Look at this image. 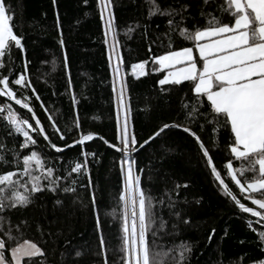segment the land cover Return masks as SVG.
Wrapping results in <instances>:
<instances>
[{
    "label": "trees",
    "instance_id": "1",
    "mask_svg": "<svg viewBox=\"0 0 264 264\" xmlns=\"http://www.w3.org/2000/svg\"><path fill=\"white\" fill-rule=\"evenodd\" d=\"M3 2L8 14L14 17L11 24L15 34L22 38L25 51L20 52L12 46L11 60L7 53L3 58L5 66L0 69V78H17L24 71L25 61L28 62L27 75L36 95L32 94V89L25 90L11 84L10 87L17 97H29L30 105L51 141L64 151L56 153L42 137L37 138L35 150L46 158L47 166L57 169L55 174L62 177L59 181L61 190L55 195L48 191L38 193L30 205L0 213L3 218L0 219V238L7 242L5 233L11 229L16 240L8 242L9 246L24 239L35 242L45 256L33 258V264H40L41 260L44 264H105V255L100 249L102 234L108 249L107 264H122V253L118 251L123 208L119 201L123 188L122 155L104 143V140L117 143L116 94L113 93L112 68L109 67L114 41L108 36L105 44L104 22L100 19L96 0H87V3L85 0ZM156 3L162 9L188 5L183 13L187 17L184 26L191 30L194 26L203 28L206 25L207 13L222 17L220 7L224 0H209L208 5H204L203 0H156ZM112 4L114 36L119 45L118 55L123 61L121 72L128 86L129 130L138 144L164 124L191 127L201 137L214 166L221 171L234 194L242 203L254 206L240 195L239 189L227 177L224 168L230 160L227 134L222 129L219 133L214 132V126L208 125L203 117L195 123L186 120L182 104L194 96L191 84L185 81L178 86H163L162 91L158 80L163 73L150 72L138 80L130 75L131 64L168 51L169 38L173 50L192 45L182 40L178 30L169 33V17L149 16L150 0H112ZM202 11L205 15H201ZM175 19L179 21L180 17ZM130 28L131 32L128 31ZM112 66H115L113 62ZM146 67L150 69L151 64ZM73 97L77 101L75 106ZM5 104H11L14 110L35 124L30 113L15 105L14 101L0 97V106ZM41 104L45 107L42 108ZM45 109L54 116L59 133L52 130ZM3 115L0 113V144L4 145L9 163H0V174L13 170L11 150L20 152L21 156L32 150L19 148L23 138L9 135L10 129ZM77 118L79 128L76 127ZM201 124L205 126L204 131H201ZM87 133L96 134L93 141L85 142L84 146L65 147ZM60 134L64 135L63 140ZM82 151L94 154L87 157L91 188L80 187L88 184V176L71 173L76 162H84ZM133 158L137 162V174L141 175L142 190L154 198L156 228L160 229L157 245L171 248L181 241L193 245L185 264H258L259 260H264V253L260 250L264 245L259 243L258 236L264 229L254 223L256 231L251 230L247 221L256 218L241 213L230 198L223 195L191 136L180 128L165 130V134L133 153ZM234 166H238V162H234ZM73 180L77 181L75 185ZM177 184H187L188 187L177 189ZM69 186L75 187L76 191L64 192L63 189ZM170 197L174 202L172 207H169ZM57 200H60L59 204ZM161 200L163 203H159ZM97 217L100 231L96 227ZM161 219L164 222L162 229ZM185 220L188 223H184ZM77 251L82 253L80 257L75 256ZM169 264L173 262L169 260Z\"/></svg>",
    "mask_w": 264,
    "mask_h": 264
},
{
    "label": "snow or ice",
    "instance_id": "2",
    "mask_svg": "<svg viewBox=\"0 0 264 264\" xmlns=\"http://www.w3.org/2000/svg\"><path fill=\"white\" fill-rule=\"evenodd\" d=\"M96 3L100 19L104 22L105 44L108 43L109 35L113 36L114 41L109 55L113 93L116 94L119 88V94L114 95L117 106V143L112 144L107 140H104V143L122 154L123 188L119 194V201L123 208L121 245L118 249L122 253L120 258L122 264H169V260L173 264H185L193 250V245L186 241H181L171 248L156 244L160 229L156 228L154 198L142 190L141 175L137 174V162L133 158V153L165 134V130L173 128L182 129L195 140L205 158L207 168L210 169L214 181L218 182L223 195L230 198L241 213L256 218L255 221H247L249 228L256 231L253 228L255 223L264 229V0H224L220 7L222 17L207 13L206 25L203 28L194 26L191 30L184 26L187 17L183 13L187 11L188 5L162 9L156 0H150L149 16L158 14L169 17L167 21L169 33L178 30L182 40L192 46L173 50L169 38L168 51L160 55H150L148 60L131 64L130 72L131 77L137 80L149 75L150 72L163 73V77L158 80L162 91L163 86H178L185 81L191 84V92L194 96L191 101L182 104L186 120L195 123L203 117L208 125L214 126V132L219 133L222 129L227 134V149L230 154V160L224 166L227 177L239 189L240 195L255 207L242 203L234 194L229 184L222 178L221 171L214 166L213 158L201 137L192 131L191 127L176 123L164 124L148 140L138 144L135 135L129 130L130 108L125 103L128 86L125 78L121 76L123 61L118 55L119 45L114 36L112 0H96ZM203 3L208 5L209 0H203ZM201 15L205 13L202 11ZM177 16L180 17L179 21L175 19ZM13 19L14 17L8 14L3 0H0V69L5 66L3 58L6 53L11 60L12 46L20 52L25 51L22 38L14 32L11 24ZM128 31L131 32L132 29ZM61 45L63 46L62 41ZM149 52L151 53V47ZM113 60L115 67L112 66ZM149 63L150 69L146 67ZM27 64L28 62L25 61L24 71L17 78L10 79L9 76L0 78V97L14 101L15 105L30 113V119L35 121L34 125L30 123L29 118L14 110L11 104L0 106V113H4L3 120L10 129L9 135L23 138L19 145L21 150L32 149L29 154L22 156L20 152L11 150L13 170L0 174V213L6 209L30 205L38 193L48 191L55 195L61 190L59 181L62 177L55 174L57 169L47 166L46 158L35 150V146L38 145L37 138L42 137L47 142V146L56 153H62L64 148L51 141L44 125L30 105L29 97L27 95L17 97L16 92L10 87L11 84L25 90L32 89V94L36 95L28 79ZM36 98L40 99L39 96ZM72 103L76 105L75 97ZM41 107L45 106L41 104ZM45 111L52 130L59 133L54 116L47 113V109ZM121 116H123L122 123ZM209 116L211 119L208 118ZM76 127L79 128L78 118ZM200 128L201 131L205 130L203 124ZM94 136L96 134H81L73 145L65 147L71 148L75 144L84 146L85 142L93 141ZM98 138L103 139V137ZM60 139H64L63 134H60ZM82 155L85 157L84 162H76L75 166L71 167V173L88 176V184L80 187L91 188L87 157L94 154L82 151ZM234 162H238V166H234ZM0 163L5 165L9 163L2 144H0ZM140 172L142 173L143 169ZM72 183L75 185L77 181L73 180ZM180 187L187 188L188 185H176L177 189ZM63 191L74 193L76 188L69 186ZM169 199V207H172L174 202L171 201V197ZM92 202L95 209L94 196ZM56 203L59 204L60 200ZM159 203H163V200ZM176 215L179 216V213ZM184 223L188 221L185 220ZM96 227L97 231H100L98 217ZM163 227L164 222L161 219L160 228ZM175 227L173 225V228ZM5 236L8 238L7 242L0 238V264H33V258L45 256L42 249L28 239L9 246L8 242L16 240L11 235V229L5 233ZM149 236L152 237L151 240ZM258 236L259 243L264 245V231H260ZM211 239L210 235L209 240ZM100 249L101 254L105 255V264H107L108 249L102 234ZM260 250L264 253V248ZM81 255L80 251L75 253L76 257ZM40 264H44V261L41 260ZM258 264H264V260H259Z\"/></svg>",
    "mask_w": 264,
    "mask_h": 264
},
{
    "label": "rangeland",
    "instance_id": "3",
    "mask_svg": "<svg viewBox=\"0 0 264 264\" xmlns=\"http://www.w3.org/2000/svg\"><path fill=\"white\" fill-rule=\"evenodd\" d=\"M109 38L111 41H113V36L109 35ZM115 64V60L112 61ZM115 67V66H114ZM121 76H122V72H121ZM119 94V88H117V95ZM123 122V116H121V123Z\"/></svg>",
    "mask_w": 264,
    "mask_h": 264
},
{
    "label": "water",
    "instance_id": "4",
    "mask_svg": "<svg viewBox=\"0 0 264 264\" xmlns=\"http://www.w3.org/2000/svg\"><path fill=\"white\" fill-rule=\"evenodd\" d=\"M116 95H117V93H116ZM125 103L127 104V102H126V98H125ZM129 128H130V123H129ZM148 140V139H147ZM68 145H73V142H71L70 144H68ZM122 155V154H121ZM251 207H254V206H251Z\"/></svg>",
    "mask_w": 264,
    "mask_h": 264
},
{
    "label": "crops",
    "instance_id": "5",
    "mask_svg": "<svg viewBox=\"0 0 264 264\" xmlns=\"http://www.w3.org/2000/svg\"><path fill=\"white\" fill-rule=\"evenodd\" d=\"M177 50H179V49H177ZM163 77V76H162ZM255 207V206H254Z\"/></svg>",
    "mask_w": 264,
    "mask_h": 264
}]
</instances>
